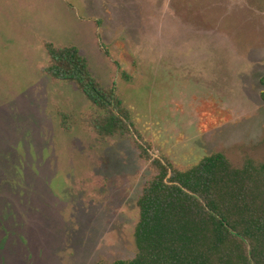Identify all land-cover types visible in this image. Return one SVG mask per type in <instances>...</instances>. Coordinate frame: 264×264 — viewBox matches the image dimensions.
<instances>
[{
	"label": "rangeland",
	"instance_id": "rangeland-1",
	"mask_svg": "<svg viewBox=\"0 0 264 264\" xmlns=\"http://www.w3.org/2000/svg\"><path fill=\"white\" fill-rule=\"evenodd\" d=\"M45 40L116 84L133 132L86 128V97L43 71ZM140 145L180 171L264 163V0H0V264L133 259L156 175Z\"/></svg>",
	"mask_w": 264,
	"mask_h": 264
},
{
	"label": "trees",
	"instance_id": "trees-1",
	"mask_svg": "<svg viewBox=\"0 0 264 264\" xmlns=\"http://www.w3.org/2000/svg\"><path fill=\"white\" fill-rule=\"evenodd\" d=\"M49 61L43 71L54 81L74 84L90 111L82 121L105 141L133 132L132 113L116 84L105 87L77 46L44 41ZM108 54V53H107ZM109 55V54H108ZM73 116L61 113V126L73 130ZM156 175L138 201L137 253L114 264H264V163L234 166L222 153L180 171L149 155Z\"/></svg>",
	"mask_w": 264,
	"mask_h": 264
}]
</instances>
